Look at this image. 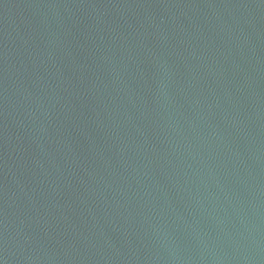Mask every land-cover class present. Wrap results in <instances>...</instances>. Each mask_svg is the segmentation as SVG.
I'll return each mask as SVG.
<instances>
[{
  "label": "water",
  "instance_id": "1",
  "mask_svg": "<svg viewBox=\"0 0 264 264\" xmlns=\"http://www.w3.org/2000/svg\"><path fill=\"white\" fill-rule=\"evenodd\" d=\"M0 264H264V0H0Z\"/></svg>",
  "mask_w": 264,
  "mask_h": 264
}]
</instances>
